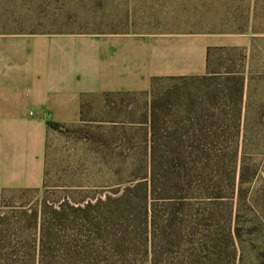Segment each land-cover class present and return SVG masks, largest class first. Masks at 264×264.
<instances>
[{
    "label": "trees",
    "instance_id": "trees-1",
    "mask_svg": "<svg viewBox=\"0 0 264 264\" xmlns=\"http://www.w3.org/2000/svg\"><path fill=\"white\" fill-rule=\"evenodd\" d=\"M237 47L207 49L203 78L208 82L201 95L186 96L172 89L159 92L157 83L164 78L153 79L150 113L140 119L149 124L150 133L133 129L129 137L127 132L118 135L112 129L108 133L114 136L113 145L108 138H99L101 148L106 145L113 152L109 155L121 159L139 155L144 164L134 165L142 166V176L128 184L116 182L94 199L74 202L64 197L57 203L44 199L35 207L22 206L30 212H21L30 223L19 225L18 232L31 231L28 236L36 239L27 242L20 233H3L0 264H196L202 249L216 252L224 237L229 240L227 248L235 249L233 211L244 193L247 172L255 166L241 160V142L246 146L264 137L255 130L263 124L264 115L251 112L261 106L252 103L257 74L250 50L241 49L237 55L230 52L224 70L212 67L216 51ZM237 59L239 69L231 65ZM49 125L66 129L53 121ZM138 150L143 151L136 153ZM256 172L254 169L253 176ZM30 190L37 189L20 191ZM7 193L0 208L6 205ZM128 206L136 207V212L128 211ZM199 230L204 234L202 240L208 242L198 244L192 252L184 250L185 259L177 261L172 255L173 247L181 246L177 241L185 233Z\"/></svg>",
    "mask_w": 264,
    "mask_h": 264
},
{
    "label": "crops",
    "instance_id": "crops-1",
    "mask_svg": "<svg viewBox=\"0 0 264 264\" xmlns=\"http://www.w3.org/2000/svg\"><path fill=\"white\" fill-rule=\"evenodd\" d=\"M256 1L0 0V206L5 192L44 188L52 135L150 133L153 79L205 75L209 47L251 44L250 30L207 39L180 24L253 23ZM130 95L145 96L138 120Z\"/></svg>",
    "mask_w": 264,
    "mask_h": 264
},
{
    "label": "rangeland",
    "instance_id": "rangeland-1",
    "mask_svg": "<svg viewBox=\"0 0 264 264\" xmlns=\"http://www.w3.org/2000/svg\"><path fill=\"white\" fill-rule=\"evenodd\" d=\"M255 22L247 23H195L180 24L189 25L197 34L204 38L223 37L225 34L233 36L234 34L252 33L251 44L239 46L236 49L218 50L213 54L212 67L216 70H224L225 58L228 54L237 55L241 49L250 50L252 54V67L257 75L253 82L252 103L261 108L252 109V114L262 113L264 115V0L256 1ZM233 38V37H231ZM247 38V37H243ZM243 40V39H242ZM232 47V46H226ZM231 50V51H229ZM188 60L179 58L178 67L182 68ZM240 61L231 63L232 67L239 69ZM208 81L201 76L164 78L159 80L156 91L162 92L172 89L183 95H201L206 91ZM144 95H130L132 102V118L138 120L141 116L144 102ZM95 113V112H93ZM263 124L255 128L260 134H264V116ZM103 132V133H102ZM106 132V133H105ZM102 141L109 139L108 144L113 145L114 136L105 131V128L75 126L68 128L67 131L52 135L49 140V160L50 174L48 176V188L30 191H11L6 194V205L0 208V236L3 233H20L22 240L32 242L34 236H28L31 231L18 232V226H27L30 223L28 216H24L22 211L30 212L28 209H22V206L31 204L38 206L41 201L57 203L64 197H69L72 201L78 202L87 197L95 198L98 195H104L110 191L112 184L116 182L134 181L143 174L142 166L137 167L134 164H144L139 155L129 154L125 159L118 158L115 155H109V151L104 145L101 148ZM241 142V160H245L251 166L247 172V180L243 186L244 193L242 198L236 200L238 207L233 211L232 225L235 231V249L227 248L228 238L224 237L216 252L209 253L210 250L202 249V252L196 257V264H264V137L259 141H249L243 146ZM141 146V145H140ZM105 151H99V150ZM144 149V146H141ZM143 150H138L140 153ZM134 165V166H132ZM254 169L257 170L253 176ZM120 170V171H119ZM119 172V173H118ZM70 185H86V190L70 188ZM235 201V202H236ZM128 211H135L136 207H127ZM221 231L218 226V232ZM227 232V231H225ZM39 228L35 232L37 240L40 238ZM203 231H190V235L185 233L180 241L181 246H174L172 255L176 260H184V250L193 251L194 247L204 244ZM39 237V238H38ZM14 239V236H13ZM38 242V241H37ZM229 246V245H228ZM182 253V254H181Z\"/></svg>",
    "mask_w": 264,
    "mask_h": 264
}]
</instances>
